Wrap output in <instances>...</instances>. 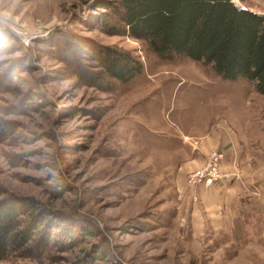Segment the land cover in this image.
Wrapping results in <instances>:
<instances>
[{"label":"rangeland","instance_id":"rangeland-1","mask_svg":"<svg viewBox=\"0 0 264 264\" xmlns=\"http://www.w3.org/2000/svg\"><path fill=\"white\" fill-rule=\"evenodd\" d=\"M104 1L0 0V27L18 37L0 36V200L38 202L51 239L0 264H264L263 203L232 230L204 234L178 176L191 135L210 121L247 116L264 130V94L246 77L105 32ZM233 1L264 13V0ZM100 46L129 51L142 72L84 84L79 70L99 68Z\"/></svg>","mask_w":264,"mask_h":264},{"label":"trees","instance_id":"trees-1","mask_svg":"<svg viewBox=\"0 0 264 264\" xmlns=\"http://www.w3.org/2000/svg\"><path fill=\"white\" fill-rule=\"evenodd\" d=\"M98 23L112 35L144 41L164 59L176 56L203 62L223 78L246 77L264 94V13L238 6L233 0H105ZM18 40L0 27V36ZM97 70L80 68L84 84L102 87L108 78L128 82L143 63L129 51L112 46L94 48ZM48 214L38 202L5 197L0 200V261L13 254L34 255L50 236L43 222Z\"/></svg>","mask_w":264,"mask_h":264},{"label":"crops","instance_id":"crops-1","mask_svg":"<svg viewBox=\"0 0 264 264\" xmlns=\"http://www.w3.org/2000/svg\"><path fill=\"white\" fill-rule=\"evenodd\" d=\"M248 118L221 116L210 121L200 135H191L199 137L190 141L189 157L182 162L178 176L187 175L203 165L211 150L221 149L225 151L223 172L238 171L241 177L232 180L223 178L211 186L197 187L196 201L185 197L184 203L190 207L188 218L204 234L206 226L216 231L232 230L245 208L249 209L244 212L249 217L255 216L259 208L255 202L260 201L264 205V130L255 133V126ZM243 182L249 188L259 185L261 193L249 192ZM178 187L186 188V184L180 182Z\"/></svg>","mask_w":264,"mask_h":264},{"label":"built area","instance_id":"built-area-1","mask_svg":"<svg viewBox=\"0 0 264 264\" xmlns=\"http://www.w3.org/2000/svg\"><path fill=\"white\" fill-rule=\"evenodd\" d=\"M225 159V151L214 150L208 154L206 162L196 169L191 170L187 174V183L190 185V198L193 201L198 200V193L196 188L200 186H211L220 179L232 180L234 178H241L240 172H223L222 166ZM245 188H249L248 185L243 182ZM253 193L259 194L260 190L255 187L252 190Z\"/></svg>","mask_w":264,"mask_h":264},{"label":"water","instance_id":"water-1","mask_svg":"<svg viewBox=\"0 0 264 264\" xmlns=\"http://www.w3.org/2000/svg\"><path fill=\"white\" fill-rule=\"evenodd\" d=\"M242 8H245V7H242Z\"/></svg>","mask_w":264,"mask_h":264}]
</instances>
